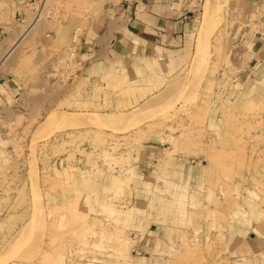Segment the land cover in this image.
<instances>
[{"label": "rangeland", "instance_id": "374dc122", "mask_svg": "<svg viewBox=\"0 0 264 264\" xmlns=\"http://www.w3.org/2000/svg\"><path fill=\"white\" fill-rule=\"evenodd\" d=\"M229 1L211 0L208 19L201 0L178 51L95 80L86 64L61 77L73 34L50 20L94 3L49 2L0 65L31 89L20 105L0 94V259L15 248L33 259L9 264H264V62L235 42ZM18 9L0 0V64L27 29ZM148 230L153 248L137 255Z\"/></svg>", "mask_w": 264, "mask_h": 264}, {"label": "crops", "instance_id": "0c3cea01", "mask_svg": "<svg viewBox=\"0 0 264 264\" xmlns=\"http://www.w3.org/2000/svg\"><path fill=\"white\" fill-rule=\"evenodd\" d=\"M90 1L95 6L92 13L72 9L64 20L67 12L63 10L58 15L53 13L50 20L59 21L63 28L61 36L70 38L75 28L86 25L81 58L87 66L85 77L91 80L102 79L110 72L129 76L134 73L136 64L142 65V60L158 58L160 49L166 51V55L178 51L192 32V20L201 3V0ZM227 17L233 24L235 42L244 48L251 61L264 62V0H230ZM4 30L0 21V39ZM38 88L39 92L46 90L45 86ZM30 91L23 78L0 73V94L3 97L5 92L10 94L14 105L28 103L26 94ZM144 150V159L155 160L159 155L153 146H145ZM155 234L153 230L139 234L137 255L153 248Z\"/></svg>", "mask_w": 264, "mask_h": 264}, {"label": "built area", "instance_id": "2783aa9c", "mask_svg": "<svg viewBox=\"0 0 264 264\" xmlns=\"http://www.w3.org/2000/svg\"><path fill=\"white\" fill-rule=\"evenodd\" d=\"M19 9L16 16L20 24H26L27 29L31 28L37 23L46 10L50 7L49 2L51 0H18ZM56 2L60 0H54ZM84 28V29H83ZM77 27L72 35L71 47L68 49L67 55L63 59H57L56 65H63V76L67 80L74 79L82 72L85 66V62L81 58V40L85 33V27ZM26 29V30H27ZM64 79V78H63Z\"/></svg>", "mask_w": 264, "mask_h": 264}, {"label": "bare ground", "instance_id": "6f19581e", "mask_svg": "<svg viewBox=\"0 0 264 264\" xmlns=\"http://www.w3.org/2000/svg\"><path fill=\"white\" fill-rule=\"evenodd\" d=\"M96 5V4H95ZM211 8H212V4H211V0H205V4H204V17L205 18H208L209 17V15H210V12H211ZM213 10V9H212ZM45 14H46V12H44ZM212 15V14H211ZM43 16V15H42ZM209 19V18H208ZM41 20V19H40ZM207 20V19H206ZM39 22V21H38ZM38 22L37 23H35L31 28H29V29H27V30H25L24 31V33L21 35V37H20V39L14 44V46H12V48H11V50L9 51V53L8 54H6V56H4L3 57V59H2V61H1V64L0 65H2L3 63H4V61H6L8 58H9V56L11 55V53L14 51V49L22 42V41H24L25 39H26V37L28 36V35H30V33L32 32V31H34V29L36 28V26L38 25ZM206 22V21H205ZM160 49V48H159ZM161 56H163V50H159V57H161ZM156 59V58H155ZM159 62V61H158ZM139 70V66H138V64H136L135 65V69H134V71H138ZM106 73V72H105ZM111 76V75H110ZM109 76V77H110ZM108 77V78H109ZM107 78V77H106ZM112 78H113V76H112ZM111 78V79H112ZM110 79V80H111ZM107 80V79H106ZM251 101V100H250ZM253 101V100H252ZM254 102V101H253ZM50 117V116H49ZM47 117L48 119L44 122V124H46V125H50V124H52L53 125V123H55V122H57L58 120H60V117L58 116V118L59 119H57V117L55 118L54 116L53 117ZM144 137V136H143ZM167 138V137H166ZM171 138V137H170ZM169 138V139H170ZM142 139V138H141ZM140 139V140H141ZM165 140V139H164ZM172 139H170V141H171ZM170 154V153H169ZM169 156V155H168ZM165 157H167V156H165ZM170 157V156H169ZM171 158V157H170ZM169 159H167L166 161H168ZM121 161V160H120ZM164 161V160H163ZM161 163H163L162 161H161ZM165 164V163H164ZM168 164V163H167ZM166 164V165H167ZM162 165V164H161ZM164 166V165H163ZM127 167V166H126ZM181 168L183 167V166H180ZM179 167V168H180ZM168 168V167H167ZM159 170H160V168H159ZM178 173V172H177ZM162 174V173H161ZM180 176H183L182 175V172H181V175ZM122 179V178H121ZM115 181V180H114ZM114 187V186H113ZM165 201V200H164ZM174 201H176V200H174ZM171 202V201H170ZM175 203V202H174ZM109 207V206H108ZM115 208V207H114ZM163 208V207H162ZM166 208V207H165ZM113 208H111V210H112ZM109 211H110V209H109ZM113 211V210H112ZM114 211H116V210H114ZM239 211V210H238ZM116 213H118V216H119V212H116ZM238 213V212H237ZM122 214V213H121ZM125 214V213H124ZM132 216V215H131ZM237 216V215H236ZM238 217V216H237ZM195 220H196V218H194ZM123 221V220H122ZM124 221H125V219H124ZM240 221V220H239ZM245 222V221H244ZM247 222V221H246ZM241 225V224H240ZM117 241H118V239H117ZM119 242H120V239H119ZM121 242H122V240H121ZM124 242H126L125 240H124ZM123 243V242H122ZM125 244V243H124ZM127 244L128 243H126L125 245L127 246ZM120 245V244H119ZM125 245H124V247H125ZM121 246V245H120ZM119 246V248L120 249H122L121 247ZM12 247V246H11ZM122 247H123V245H122ZM127 247H129V246H127ZM125 248V251H126V249L128 250V248ZM119 249V250H120ZM17 251V249H13V253H12V256H11V254L9 255V257L8 258H6V259H0V264H9L10 262L12 263V262H14V261H16V259L18 258H20V259H23V258H28V256H29V258L28 259H33L32 257H33V255L34 254H32L31 256L30 255H27V257H25V254L23 253V252H25V250L22 252V251H20V252H22V253H17L16 251ZM119 250H117V251H119ZM11 251V250H10ZM10 251H8V253H11ZM124 251V249H122V250H120L119 252H118V256H120L119 254H121L122 252ZM7 252V251H6ZM123 254V253H122ZM121 254V255H122ZM128 254V252L126 251V255ZM3 255H5L4 253H3ZM124 255V254H123ZM6 256H7V254H6ZM5 256V257H6ZM128 256V258H129V254L127 255ZM4 257V258H5ZM37 257V256H36ZM47 257V256H46ZM121 257V256H120ZM35 259V258H34ZM38 259H40V257L38 258ZM45 259V260H44ZM44 259H42L41 258V260L39 261H36L35 260V264H49L48 262L49 261H47V258H44ZM118 259H119V257H118ZM122 259H123V257H122ZM124 259H125V257H124ZM123 259V260H124ZM120 260V259H119ZM126 260V259H125ZM26 261V260H25ZM28 261H30V260H28ZM31 262H33V261H31ZM31 264V263H30ZM33 264V263H32Z\"/></svg>", "mask_w": 264, "mask_h": 264}]
</instances>
